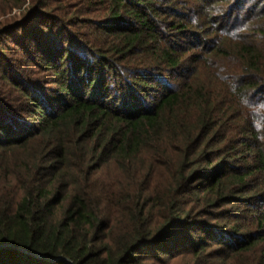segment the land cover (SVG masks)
<instances>
[{
  "label": "trees",
  "instance_id": "1",
  "mask_svg": "<svg viewBox=\"0 0 264 264\" xmlns=\"http://www.w3.org/2000/svg\"><path fill=\"white\" fill-rule=\"evenodd\" d=\"M0 264H264V0H0Z\"/></svg>",
  "mask_w": 264,
  "mask_h": 264
}]
</instances>
